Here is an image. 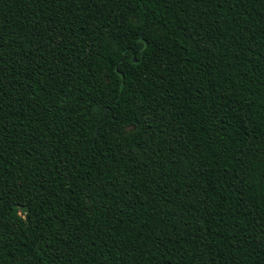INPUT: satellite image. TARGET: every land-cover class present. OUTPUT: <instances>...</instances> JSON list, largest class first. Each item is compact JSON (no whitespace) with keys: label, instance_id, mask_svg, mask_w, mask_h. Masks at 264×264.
Masks as SVG:
<instances>
[{"label":"trees","instance_id":"16d2710c","mask_svg":"<svg viewBox=\"0 0 264 264\" xmlns=\"http://www.w3.org/2000/svg\"><path fill=\"white\" fill-rule=\"evenodd\" d=\"M0 264H264V0H0Z\"/></svg>","mask_w":264,"mask_h":264},{"label":"water","instance_id":"95a60500","mask_svg":"<svg viewBox=\"0 0 264 264\" xmlns=\"http://www.w3.org/2000/svg\"><path fill=\"white\" fill-rule=\"evenodd\" d=\"M107 110H104V112H106ZM97 130H95V134H96Z\"/></svg>","mask_w":264,"mask_h":264}]
</instances>
